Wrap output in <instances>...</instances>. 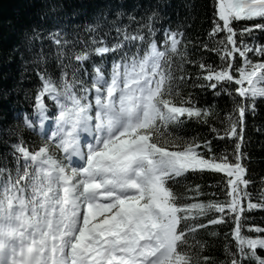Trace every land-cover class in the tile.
<instances>
[{"label": "snow or ice", "instance_id": "6c2138e0", "mask_svg": "<svg viewBox=\"0 0 264 264\" xmlns=\"http://www.w3.org/2000/svg\"><path fill=\"white\" fill-rule=\"evenodd\" d=\"M138 7L145 17L126 13L121 3L106 5L85 27L90 39L80 41L73 57L67 51L78 41L67 39L65 27L24 30L29 52L45 40L57 46L61 75L57 82L47 68L37 72L35 120H23L33 132L38 121L44 137L47 98L56 106L55 131L37 150L22 138L10 144L15 175L0 169V264H215L198 234L221 225L231 227L236 242L235 250L226 247L225 264H264L258 254L264 228L249 227L255 237L244 233L248 214L264 211V192L252 202L244 163L246 115L264 99V43H255L254 35H264V0H213L211 43L202 45L185 40L189 24L171 26L161 0ZM189 43L214 52L220 63L193 60ZM109 56L110 71L93 59ZM31 63L47 64L42 48ZM188 65L201 71L193 75ZM186 85L215 96H232L234 86L233 108L220 120L223 135L210 124L213 106L199 107L192 92L185 96ZM193 120L230 140L232 152L217 153L211 140L182 135ZM72 157L82 163L73 166ZM206 173L224 174L217 183L222 200L189 202L176 190L182 180ZM187 191L203 195L199 184Z\"/></svg>", "mask_w": 264, "mask_h": 264}, {"label": "trees", "instance_id": "16d2710c", "mask_svg": "<svg viewBox=\"0 0 264 264\" xmlns=\"http://www.w3.org/2000/svg\"><path fill=\"white\" fill-rule=\"evenodd\" d=\"M121 3L126 6V13L133 14L140 19L145 17V12L138 6L147 3V0H0V169H4V176L7 177L10 170L15 175L16 160L12 155L10 144L18 143L22 138L25 146L39 148L44 142L31 130L23 126L24 117L34 116L35 93L41 87V81L37 72H42L47 68L48 73L54 80L59 82L61 70L57 62V46L45 40L41 46L37 42L33 52H29L25 47L23 36L25 29H31L33 25L52 30L57 26L65 27L68 35L67 39L71 42L77 40L76 48L69 46L68 57H73L75 51L83 47L80 41H88L90 38L84 29L89 24H94L99 19V14L105 10L109 3ZM153 3L156 0H152ZM167 7V16L171 18V26L175 29L177 24L184 22L189 24L185 32V40L192 41L196 45L205 42L211 43L208 33L213 19V0H161ZM53 5L56 6L53 11ZM44 17V19H41ZM127 24V16L123 19ZM133 28L136 25H132ZM78 34V35H77ZM255 43H264V35L259 32L254 33ZM115 36V32L112 33ZM111 39V38H110ZM246 42L251 44L253 40L246 38ZM43 49V55L47 64L39 65L31 63ZM133 51L135 49L133 48ZM188 51L193 60H204L207 64L218 65L219 58L214 52L206 51L202 47H193L188 44ZM96 63H102L110 71L111 57L101 62L98 57H93ZM26 61L28 62L26 64ZM63 62L68 64V59ZM72 64L76 61L72 59ZM88 71H93V63L89 61ZM187 71L195 75L201 70L191 65L187 66ZM72 68H68V80L71 81ZM87 79V77H85ZM185 96L192 92L194 99L199 102V107L205 108L213 106L215 114L210 124L216 127L223 135L224 126L220 123L233 108V97L235 96L234 86L233 95L227 94L215 96L212 90H193L190 85L183 88ZM236 99H239L236 97ZM48 112L55 111V104L45 98ZM31 113V115H30ZM220 119H217L216 116ZM19 125V127H17ZM180 133L188 138L197 137L211 140L217 153L227 150L230 154L234 145L230 140H220L216 133L210 131L209 126H205L195 120L184 126ZM247 159L244 160L248 169V176L252 183L248 186L252 194V202L256 203L264 192V99H258L255 114L248 112L246 115V131L244 135ZM27 143V145H26ZM223 173L205 174L203 176H191L187 180H182L176 187L179 192L186 193L189 202H206L209 199H223L224 195L221 187H217ZM199 184L203 195L197 196L194 189ZM243 187V186H241ZM215 194V195H213ZM248 201L243 204L246 207ZM248 223L245 225L246 235L256 236L255 232L248 233L249 227L264 228V211L254 210L247 216ZM210 232L218 233L217 236L209 235ZM231 227L228 225L209 226L207 230H200L198 239L206 242L207 250L204 255L209 256L215 264H225L227 259L226 247L231 246L235 250ZM258 254L264 256V249H258Z\"/></svg>", "mask_w": 264, "mask_h": 264}]
</instances>
